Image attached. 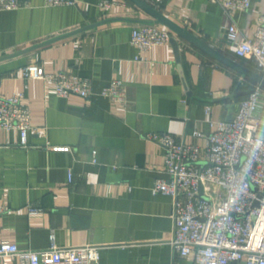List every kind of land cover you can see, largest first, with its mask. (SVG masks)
Instances as JSON below:
<instances>
[{"label": "crops", "instance_id": "crops-1", "mask_svg": "<svg viewBox=\"0 0 264 264\" xmlns=\"http://www.w3.org/2000/svg\"><path fill=\"white\" fill-rule=\"evenodd\" d=\"M20 1L0 10V93L21 95L31 128L28 145L18 129L0 128V241L45 249L54 235L61 246L100 245L99 264H199L169 242L173 198L152 191L156 179L168 176L166 148L147 135L170 133L204 147L206 138L193 131L207 135L209 119L234 118L246 96L237 93L257 83L173 33L189 95L171 41L146 50L131 42L139 23L130 19L149 15L130 0ZM145 1L257 71L252 60L236 55L226 26L235 22L242 35H253L264 0L230 15L212 0ZM30 62L88 78L91 96H58L51 80L24 76ZM114 80L124 83L123 102L102 94ZM0 264L20 263L0 257Z\"/></svg>", "mask_w": 264, "mask_h": 264}, {"label": "built area", "instance_id": "built-area-1", "mask_svg": "<svg viewBox=\"0 0 264 264\" xmlns=\"http://www.w3.org/2000/svg\"><path fill=\"white\" fill-rule=\"evenodd\" d=\"M75 0H45L47 5L71 4ZM222 5L226 14L245 10L251 0H212ZM104 6L109 5L103 1ZM20 0H0V10L15 9ZM173 32L159 24H136L131 42L139 50L168 43ZM227 39L235 43L238 57L250 59L264 75V14L258 18L253 35H242L235 22L226 26ZM26 78L49 79L58 96L71 93L89 98L91 81L65 71L48 72L30 62ZM244 97L234 118L218 122L209 119L207 135L196 129V138L205 137L206 145L177 140L170 133L152 132L147 137L166 148L167 177L156 179L153 193L173 198L174 228L169 239L175 252L192 256L199 264H264V92L261 84ZM125 86L114 80L102 94L124 101ZM211 114V106L205 109ZM0 128H16L21 144H29L31 112L21 103V95L0 93ZM55 149L70 150L69 146ZM97 150H93L96 161ZM69 180L72 174L69 173ZM35 210V209H34ZM0 257H11L20 264H99L101 246L58 245L52 235L45 249H23L16 243L0 241Z\"/></svg>", "mask_w": 264, "mask_h": 264}, {"label": "water", "instance_id": "water-1", "mask_svg": "<svg viewBox=\"0 0 264 264\" xmlns=\"http://www.w3.org/2000/svg\"><path fill=\"white\" fill-rule=\"evenodd\" d=\"M130 1H132L136 6H138L140 9H142L145 13H147L149 15V18H142V19L138 18V19H130V20L138 22L139 24L140 23L141 24L142 23H144V24H161V25L169 28L173 33L177 34L178 36H180L184 40L192 43L193 45H195L197 47H199L200 49L205 51L207 54H209L214 59L228 65L229 67L238 71L239 73H241L245 77H248V78L252 79L253 81H255L256 83L264 86V75H262L258 71L247 67L246 65L239 62L238 60H235V59L229 57L228 55H226L225 53L221 52L219 49H217L216 47H214L213 45H211L210 43H208L204 39L198 37L192 31L188 30L187 28H185L181 24L177 23L176 21H174L173 19L168 17L165 13H163L162 11H160L159 9L154 7L153 5L149 4L145 0H130ZM98 24L99 23L90 24V25H87L85 27H81L79 29L71 31L65 35H69V34H73V33H76V32L82 31V30H86V29L94 27ZM65 35H63V36H65ZM54 40H56V39H52V40L47 41L45 43H48V42H51ZM170 41L173 43V46H174L175 55H176V59L178 62L179 74H180L182 83L184 85V88L187 90L188 94L191 95L192 91L190 89L189 83H188L186 75H185L183 65L181 63L180 48H179L178 40H177L176 36L174 35V36H172ZM45 43H43V44H45ZM252 92H253V89H247V90L240 91L237 94L241 95V96H243V95L245 96V95H248Z\"/></svg>", "mask_w": 264, "mask_h": 264}, {"label": "trees", "instance_id": "trees-1", "mask_svg": "<svg viewBox=\"0 0 264 264\" xmlns=\"http://www.w3.org/2000/svg\"><path fill=\"white\" fill-rule=\"evenodd\" d=\"M262 87H264V86H262ZM251 88H252V87H250V89H251ZM246 96H247V95H246ZM246 96H245V97H246Z\"/></svg>", "mask_w": 264, "mask_h": 264}]
</instances>
